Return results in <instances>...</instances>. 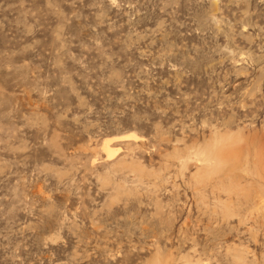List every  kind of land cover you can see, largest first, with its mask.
<instances>
[{"label":"rangeland","instance_id":"1","mask_svg":"<svg viewBox=\"0 0 264 264\" xmlns=\"http://www.w3.org/2000/svg\"><path fill=\"white\" fill-rule=\"evenodd\" d=\"M263 156L264 0H0V264H264Z\"/></svg>","mask_w":264,"mask_h":264},{"label":"bare ground","instance_id":"2","mask_svg":"<svg viewBox=\"0 0 264 264\" xmlns=\"http://www.w3.org/2000/svg\"><path fill=\"white\" fill-rule=\"evenodd\" d=\"M121 139H135V137L134 136H132V135H128V136H124V137H122ZM112 141V140H111ZM109 143H111L110 142V140H108V141H106V142H104V144H103V150L105 151V153H106V156L107 157H110L113 153H114V151L110 148V146H109ZM260 152V151H259ZM261 153V152H260ZM261 154H263V153H261ZM261 154H260V156H261ZM259 155V154H258ZM230 155L228 154V157H229ZM236 157V156H235ZM259 157V156H258ZM264 157V156H263ZM232 158V157H231ZM257 159V158H256ZM259 159H260V157H259ZM264 159V158H263ZM225 160H227V159H225ZM237 160V159H236ZM263 161V160H262ZM261 161V162H262ZM220 162V164L219 165H222L221 164V162L223 163V161H219ZM228 162H230V160L228 159ZM227 162V163H228ZM231 162H233V161H231ZM238 163V164H237ZM236 164H237V166L236 165H234V166H230L231 167V169H233L232 170V174H233V172L234 173H236L235 171H237V170H239V169H241L240 167L242 166V165H240V162L238 161ZM256 163H260V160L259 161H256ZM232 164V163H231ZM235 164V163H234ZM224 165V164H223ZM233 165V164H232ZM258 165V164H257ZM263 165H264V163H263ZM218 166V165H217ZM225 166H227V165H225ZM260 167L262 166V163H261V165H259ZM219 167H222V166H219ZM230 167H228V168H230ZM224 168V167H223ZM264 168V167H263ZM219 169V168H218ZM217 169V170H218ZM227 170V169H226ZM223 171H225V170H223ZM223 171H221V172H223ZM217 172V171H216ZM228 172H231L230 170H228ZM218 173V172H217ZM225 173V174H224ZM223 174L224 175H227L226 173L227 172H224ZM222 174V173H221ZM228 174H231V173H228ZM231 174V175H232ZM228 176V175H227ZM233 176V175H232ZM237 176V175H236ZM229 177H230V175H229ZM235 177V176H234ZM230 178H232V177H230ZM237 179H238V177H236V181H237ZM234 180V179H233ZM235 181V182H236ZM231 184V183H230ZM254 192H256V191H254ZM254 192H252L253 194H254ZM260 192H261V190H260ZM251 193V194H252ZM257 193H259L258 191H257ZM262 193V192H261ZM263 194V193H262ZM255 195V194H254ZM253 195V196H254ZM257 195V194H256ZM250 197H252V196H250ZM244 199V198H243ZM246 201V200H245ZM248 203L251 205V207H253L254 209H256V210H261L263 207H264V195H258V196H255V197H253V198H250L249 200H248ZM248 204V205H249ZM247 205V206H248ZM249 207V206H248ZM246 209V208H245ZM248 209V208H247ZM249 209H251V208H249ZM253 210V209H252ZM244 211H246V210H244Z\"/></svg>","mask_w":264,"mask_h":264}]
</instances>
